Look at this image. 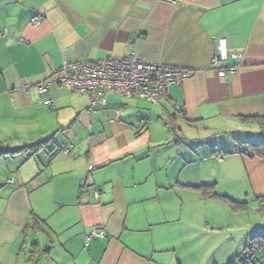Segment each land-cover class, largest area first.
<instances>
[{
	"label": "crops",
	"instance_id": "crops-1",
	"mask_svg": "<svg viewBox=\"0 0 264 264\" xmlns=\"http://www.w3.org/2000/svg\"><path fill=\"white\" fill-rule=\"evenodd\" d=\"M172 1L0 0V136L46 142L32 156L5 152L31 144L0 150V264L43 250L47 264H227L260 232L194 187L227 196L240 182L264 199V160L234 142L262 138L251 120L264 119V0ZM217 39L241 57L223 78ZM129 54L191 75L159 106L108 94L93 111L52 78L63 62ZM93 227L106 238L86 245ZM213 250L224 256L206 259Z\"/></svg>",
	"mask_w": 264,
	"mask_h": 264
},
{
	"label": "built area",
	"instance_id": "built-area-1",
	"mask_svg": "<svg viewBox=\"0 0 264 264\" xmlns=\"http://www.w3.org/2000/svg\"><path fill=\"white\" fill-rule=\"evenodd\" d=\"M172 3V0H161ZM41 16L35 15L30 23L34 26L40 24ZM3 33L0 32V36ZM238 53L228 51L225 39H217L215 52L211 60L212 67L220 78L236 72L238 65L223 66L228 59L239 60ZM187 69L152 64L139 60L134 54L124 58H105L96 61L63 62L62 67L52 77L54 82L65 85L88 101V110L93 111L97 107L105 105L108 94H117L124 98H139L152 105L159 106L168 100L169 89L173 85H179L190 77ZM51 79V78H50ZM53 80V79H52ZM51 80H46L38 85L40 91L48 90ZM64 148L62 152H67ZM93 166L88 171H93ZM85 185L82 186V191ZM94 197L98 193L94 192ZM93 238L105 239L103 229L93 227L85 237L87 245ZM257 258H253L248 264H256Z\"/></svg>",
	"mask_w": 264,
	"mask_h": 264
},
{
	"label": "rangeland",
	"instance_id": "rangeland-1",
	"mask_svg": "<svg viewBox=\"0 0 264 264\" xmlns=\"http://www.w3.org/2000/svg\"><path fill=\"white\" fill-rule=\"evenodd\" d=\"M151 104V103H150ZM152 105V104H151ZM29 126L32 127V123H27ZM8 135H11V139L9 140ZM32 140H30V137L25 135L22 131L18 132H12V134H7L5 136H0V150L2 148H14V147H18V146H22V145H26V144H31ZM8 158H12L10 156H8ZM20 159H22V157H19ZM214 165V163H212ZM11 164L8 162V166H10ZM27 166H29V163H25L23 164V166L20 168V171H16L15 167L13 169V171L15 172L13 174L14 178H18V176L16 175L17 173L20 174V172H22ZM203 173V171H201ZM3 174L4 177H6L5 179V183H8L7 180L9 179L8 177L11 176L8 174V172L6 171V169L4 170V172H1ZM195 173L197 176H204L203 174H200L199 171V167H197V169H195ZM200 176V177H202ZM201 178H198V181H200ZM9 181V180H8ZM211 184V183H209ZM229 183H223V185H226ZM241 185V183L239 182V186ZM238 186V187H239ZM244 186V185H243ZM224 187V186H223ZM228 188V192L229 194L227 195L228 197H230L231 199H234L238 202H246V208L240 209V211H232V209H230V207L228 205L227 208L229 209V213L231 214V221H238L239 223H243L246 226L247 225H252V224H258L259 226L257 227V229H259L258 231L262 232L264 231V213L259 212L258 210V204L256 202H254V196H252V194H250L249 190L247 188H243L245 190H242L240 188ZM219 191H224V190H216V193L218 194ZM248 193V195H247ZM220 194V193H219ZM221 194H224L223 192ZM220 202V201H219ZM230 219V218H229ZM34 226V223H33ZM32 220H31V224H30V235L32 236ZM32 243V240L29 244ZM243 247V246H242ZM235 253V250H233V255ZM206 255V259H208L210 256L214 257H220V256H224V252L220 253L217 252L216 250H213L212 252H208L205 254ZM33 257H35L34 260L35 264H47V259L44 256V250L43 252H39L36 253L35 256L34 254H32ZM258 259H259V263L258 264H264V252L260 253L259 255H257ZM32 259V258H31ZM223 260V259H222ZM219 259V261H222ZM214 262V261H213ZM206 262H204L205 264ZM212 263V262H211ZM32 264V263H30ZM213 264V263H212ZM222 264V263H221Z\"/></svg>",
	"mask_w": 264,
	"mask_h": 264
},
{
	"label": "trees",
	"instance_id": "trees-1",
	"mask_svg": "<svg viewBox=\"0 0 264 264\" xmlns=\"http://www.w3.org/2000/svg\"><path fill=\"white\" fill-rule=\"evenodd\" d=\"M257 123L260 133H261V140L257 143L251 142H241L239 139H235L234 142L238 143L239 145H243L244 149L240 151L241 154L246 155L250 158H260L264 160V119L262 118H255L251 120ZM46 142H38L36 144H31L28 146L19 147L15 150L5 151L9 153H28L29 156L34 155L39 149L44 147ZM62 150V149H61ZM221 153L224 155L230 153L225 150H221ZM198 191H201L205 196L218 199L223 201L226 205L232 209V211H240V209L246 208V202H238L235 201L228 196L216 194L213 189L214 185H201L198 187H194ZM258 204V210L261 213H264V199L259 198L256 199ZM264 252V231L259 232L253 236H251L246 243L241 256L236 257L235 259L229 261L227 264H248L253 258H257V263H259V259L257 255Z\"/></svg>",
	"mask_w": 264,
	"mask_h": 264
}]
</instances>
